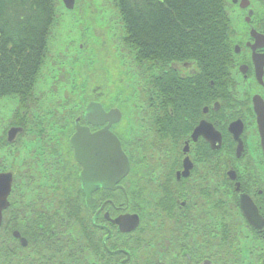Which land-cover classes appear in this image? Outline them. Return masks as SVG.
I'll use <instances>...</instances> for the list:
<instances>
[{
  "label": "flooded vegetation",
  "instance_id": "flooded-vegetation-1",
  "mask_svg": "<svg viewBox=\"0 0 264 264\" xmlns=\"http://www.w3.org/2000/svg\"><path fill=\"white\" fill-rule=\"evenodd\" d=\"M234 3L239 26L232 27L229 64L217 80L213 63L203 67L195 59H163L142 67L136 61L144 70L138 77L142 86L131 85L132 78L118 81L110 102L101 94L80 107L59 152L65 171H58L51 189L37 184L43 187L33 197L37 242L28 249L21 231L11 230L17 240L8 245L15 257L11 263L264 264V153L258 129V99L264 102V0ZM127 50L122 44L114 52L120 65ZM129 84V93L121 94ZM92 101L120 115L98 116L93 125L84 118ZM78 118L91 133L112 121L110 130L130 163L113 187L95 190L91 208L80 180L83 167L70 143ZM11 122L9 127L24 128ZM9 127L0 136V152L7 147ZM25 130L11 146H20ZM22 171L21 164L0 170L13 173L9 201L18 203V224L25 223L17 189ZM68 191L83 208L78 230L66 226V218L59 219L63 215L56 220L49 208L41 209ZM128 215L138 217L137 226L124 225ZM42 216L46 227L40 226Z\"/></svg>",
  "mask_w": 264,
  "mask_h": 264
},
{
  "label": "trees",
  "instance_id": "trees-1",
  "mask_svg": "<svg viewBox=\"0 0 264 264\" xmlns=\"http://www.w3.org/2000/svg\"><path fill=\"white\" fill-rule=\"evenodd\" d=\"M115 1L123 20V45L142 67L163 59H195L203 67L213 63L216 80L226 70L232 43L226 0ZM55 20L54 0H0V100L18 98V109L10 122L23 126L27 132L33 125L27 112L32 109ZM6 146L12 147L8 143ZM71 195L69 191L56 195L41 209L49 208L56 220L59 214L63 215L59 219L66 218L65 225L74 227L83 220V208L81 203L69 199ZM16 213L15 203L5 211L0 228V264L15 259L8 254V245L17 242L11 230L21 231L28 239V249L37 242L31 210L22 218L24 224L16 222ZM41 220L40 226L46 227V218L42 216Z\"/></svg>",
  "mask_w": 264,
  "mask_h": 264
},
{
  "label": "rangeland",
  "instance_id": "rangeland-1",
  "mask_svg": "<svg viewBox=\"0 0 264 264\" xmlns=\"http://www.w3.org/2000/svg\"><path fill=\"white\" fill-rule=\"evenodd\" d=\"M54 1L56 20L48 41V56L37 79L32 109L27 112L33 118V125L20 146L6 147L0 152V170L22 165L17 183L23 196L20 202L22 218L30 210L32 215L37 190L43 188L37 189V184L51 189L50 184L65 171L66 164L59 152L65 147L63 135L72 131L69 127L80 107L101 94L110 102L107 100L118 92V81L127 83L126 80L132 78L135 81L130 84H136V88L143 84L138 77L144 70L138 68L132 53L128 50L124 53L121 65L114 57V52L122 48L124 34L115 0H76L72 10L66 8L63 0ZM226 9L232 27L237 29L239 9L234 0H226ZM78 44L82 49L78 50ZM130 84L124 85L120 93L127 95ZM18 105L16 97L0 100V136L8 128ZM17 204L15 202V206ZM81 227L74 225L76 230Z\"/></svg>",
  "mask_w": 264,
  "mask_h": 264
},
{
  "label": "water",
  "instance_id": "water-1",
  "mask_svg": "<svg viewBox=\"0 0 264 264\" xmlns=\"http://www.w3.org/2000/svg\"><path fill=\"white\" fill-rule=\"evenodd\" d=\"M63 3L67 9L72 10L76 5V0H63ZM114 114L120 115V111L114 109L107 113L100 102L92 101L86 107L84 118L89 123L96 125V117L103 116L105 119H109ZM111 123L112 121L102 132L91 133L88 127L80 125V118H78L75 133L70 138L75 158L83 167L80 180L82 189L86 194V204L90 208L95 206V199L92 196L95 190L100 187H113L127 175L130 168L128 157L122 149L120 140L110 130ZM258 129L264 153V102L261 98L258 99ZM24 131L25 129L22 127H10L7 131L8 143H15L18 136ZM13 180V173H0V227L3 223L4 211L10 205L9 196L12 191ZM134 218H136L135 222ZM121 219L120 221H122ZM123 220L126 221L124 225L128 229L138 224L137 216H124ZM115 223H119V220H116ZM14 236L21 239L23 245L27 244L26 238L22 237L18 231L14 232Z\"/></svg>",
  "mask_w": 264,
  "mask_h": 264
},
{
  "label": "bare ground",
  "instance_id": "bare-ground-1",
  "mask_svg": "<svg viewBox=\"0 0 264 264\" xmlns=\"http://www.w3.org/2000/svg\"><path fill=\"white\" fill-rule=\"evenodd\" d=\"M109 91L112 92L111 87H108ZM84 191V190H83ZM14 192V191H13ZM12 205H10L8 208H11Z\"/></svg>",
  "mask_w": 264,
  "mask_h": 264
}]
</instances>
